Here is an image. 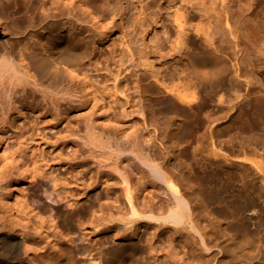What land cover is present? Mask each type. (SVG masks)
Wrapping results in <instances>:
<instances>
[{"label":"rangeland","instance_id":"obj_1","mask_svg":"<svg viewBox=\"0 0 264 264\" xmlns=\"http://www.w3.org/2000/svg\"><path fill=\"white\" fill-rule=\"evenodd\" d=\"M185 1L16 0L5 10L8 40L1 46L11 71L17 72H10L0 87V122L18 120L0 149V230L12 214L53 243L64 234L63 217L70 210L73 233L92 254L102 243L130 235L143 250V264H264V172L241 158L237 143L228 137L215 141L208 134L215 125L226 130L234 111L200 131L194 123L195 88L187 85L186 62L171 46L181 38L173 32L176 13L187 26L184 47L192 51L195 46V0ZM49 24L72 31L79 26L98 47L94 58L78 65L77 77L59 75L52 93L18 71L28 64L32 34ZM87 93L96 103L94 111L83 107ZM216 109L209 106L202 115ZM14 154L29 179L6 195L2 185L10 180L8 161ZM38 184L49 197L36 206ZM126 185L139 212L130 223H125L130 217ZM170 185L187 202L189 222L162 219L176 206ZM239 190L258 201L261 215L255 227L245 225V214L235 215L244 203L236 196ZM215 194L221 199L213 200ZM243 228L252 242L249 252L241 248L213 258L200 242V235L224 241ZM85 258L90 260L82 264H99Z\"/></svg>","mask_w":264,"mask_h":264},{"label":"bare ground","instance_id":"obj_2","mask_svg":"<svg viewBox=\"0 0 264 264\" xmlns=\"http://www.w3.org/2000/svg\"><path fill=\"white\" fill-rule=\"evenodd\" d=\"M15 1L0 0V21L2 22L0 87L12 72L9 61L4 57L5 50L1 44H5L8 40L5 36L8 31L5 10ZM186 1L188 3L189 0ZM171 2L173 0H169V3ZM149 6L150 4L147 3L140 7L144 10ZM192 8L195 10V17L198 20L195 28L194 49L190 51L184 47L187 40L186 36L182 38V34L186 31L187 26L185 27L186 22L185 24L182 22L178 13L174 17L176 25L173 24L175 25L173 32H177L175 35L181 36V38L172 41L173 45L171 46L186 62L187 74H184V79L187 85L190 84L195 88L194 99L197 102L195 126L198 131L206 125L214 126L218 124L220 118H225L234 111L233 115L229 117L230 123L226 126L227 129H215V125L208 132L209 137L215 141L228 137V141L235 142L240 146L239 152L243 160L252 163L253 165H250L254 166L257 171L264 172V165L260 162L264 160V0H195ZM45 29L37 30L32 34L35 41L34 48H31V52L27 55L28 64L24 69L18 71L33 85H39L47 92L52 93L57 87L58 76L67 74L70 77H77L81 70L78 65L86 59L94 58L98 47L92 36L81 34L79 26H76L72 31L69 28L49 24ZM18 67L21 68V65ZM15 72L17 69L13 68L12 75L15 76ZM136 72L140 71L136 70ZM111 77L115 83L119 82L118 74ZM80 101L82 102V100ZM82 104L84 108L91 107V111H94L93 108L96 106V103H92L89 93L83 96ZM209 106L217 109L213 113H209L210 115H202ZM17 107L22 109V106ZM207 111L206 113H208ZM16 120L18 117L12 121L5 119L0 122V149L6 143L8 134L15 131ZM70 122L68 121V123ZM231 130H236V132L230 134ZM8 164L7 174L10 176V180H5L2 185L6 195H10L14 187L29 179L28 171L23 168L17 155H12ZM148 167L154 169L152 164H149ZM250 171L248 170L247 174ZM158 176L161 177L159 174ZM126 186L125 194L130 217L125 219V223H130L139 219V212L131 191L128 185ZM37 188L40 189V195L33 199V204L39 206L41 200L48 198L49 195L43 189L42 184H38ZM168 190L174 197L176 206L162 219L172 220L176 223L189 222L187 202L178 195L171 185L168 186ZM237 193V197L244 198V203L239 208H235V215L245 214V225L255 227L261 215L257 199L254 194L246 190H239ZM216 195L213 200L221 199ZM1 200L6 206V211L12 212L7 198ZM219 202L221 201L219 200ZM210 205L212 204L210 203ZM62 208L66 209V206L63 205ZM73 218V213L66 210V215L63 217L64 234H58L51 243L41 237L37 228L14 219L12 214L9 215L8 226L5 227V230H0V264H82L83 261H89L90 259L85 257L90 256L98 260L99 264L144 263L143 250L136 245L130 235L115 239L107 246L102 243L96 249L95 254H92L91 249L83 244V239L74 235L71 225ZM120 227H123L124 230L128 229L124 226ZM200 242L213 258H216L220 253L224 254L241 248L249 252L252 246L246 229L238 231L234 237L224 241H207L200 235ZM214 246L218 248V251L210 250ZM223 260L224 258H218L219 262H223Z\"/></svg>","mask_w":264,"mask_h":264}]
</instances>
